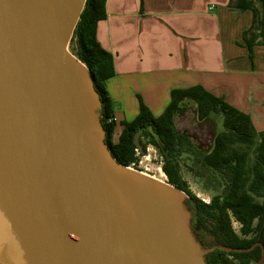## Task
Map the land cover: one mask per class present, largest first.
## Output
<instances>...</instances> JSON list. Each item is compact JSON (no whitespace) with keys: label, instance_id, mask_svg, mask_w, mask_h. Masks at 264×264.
<instances>
[{"label":"water","instance_id":"obj_1","mask_svg":"<svg viewBox=\"0 0 264 264\" xmlns=\"http://www.w3.org/2000/svg\"><path fill=\"white\" fill-rule=\"evenodd\" d=\"M87 0H0V264H208L184 191L119 164L69 51ZM264 263L262 257L257 264Z\"/></svg>","mask_w":264,"mask_h":264},{"label":"trees","instance_id":"obj_2","mask_svg":"<svg viewBox=\"0 0 264 264\" xmlns=\"http://www.w3.org/2000/svg\"><path fill=\"white\" fill-rule=\"evenodd\" d=\"M105 3L106 0L86 1L69 45L71 53L88 68L99 94L105 144L113 158L119 164L133 168L138 162L136 150L140 156H145L149 146L155 147L164 158L162 169L168 183L189 196V206L195 215L192 229L203 247L249 249L257 245L253 251L242 253L217 249L207 256V263L257 264L264 246V133H258L250 117L228 104L224 98L196 86L173 90L171 102L160 117H155L141 103L135 120L121 123L123 129L116 140L117 123L107 88V81L116 76L114 57L102 48L96 36L97 24L106 18ZM230 6L253 13V24L243 36L253 66L255 48L264 46V0H231ZM190 110L199 121L223 118V130L215 136L213 148L204 155L203 163L219 174L226 185L222 194L213 197L209 204L199 200L187 188L175 161L179 145L187 143L194 146L191 138L179 132L176 125V119L184 117ZM256 137L260 138V142L255 149L254 162L251 163L249 153L240 151L238 147L254 146ZM258 198L262 202L257 201ZM233 220L240 224L241 235L234 231ZM207 237L212 244L204 242Z\"/></svg>","mask_w":264,"mask_h":264},{"label":"crops","instance_id":"obj_3","mask_svg":"<svg viewBox=\"0 0 264 264\" xmlns=\"http://www.w3.org/2000/svg\"><path fill=\"white\" fill-rule=\"evenodd\" d=\"M231 0H106L99 44L114 57L107 81L115 139L143 103L160 117L177 89L201 86L247 114L264 133V46L253 66L243 40L254 20Z\"/></svg>","mask_w":264,"mask_h":264},{"label":"rangeland","instance_id":"obj_4","mask_svg":"<svg viewBox=\"0 0 264 264\" xmlns=\"http://www.w3.org/2000/svg\"><path fill=\"white\" fill-rule=\"evenodd\" d=\"M70 51V45H69ZM71 52V51H70ZM222 117L210 119L208 121H199L196 114L190 110L184 117L176 119L177 130L187 134L194 146L187 143L179 145L176 148L175 161L179 166V174L187 188L201 201L209 204L213 197L221 195L225 188V181L219 174L214 173L203 163V157L213 148L215 136L223 130ZM118 137H116V140ZM260 138L256 137L255 145L252 147L239 146L240 151L248 152L250 162L255 159V149ZM138 162L133 168L148 174L156 179L168 182V178L163 172L164 158L159 150L149 146L145 156H137ZM262 202V199H257ZM234 231L241 235V226L237 221L232 223ZM204 242L207 245L212 241L207 237ZM238 264V263H237ZM251 264H256L252 262Z\"/></svg>","mask_w":264,"mask_h":264},{"label":"built area","instance_id":"obj_5","mask_svg":"<svg viewBox=\"0 0 264 264\" xmlns=\"http://www.w3.org/2000/svg\"><path fill=\"white\" fill-rule=\"evenodd\" d=\"M110 122H112V119H110ZM136 154H137V156L140 155L138 150H136Z\"/></svg>","mask_w":264,"mask_h":264},{"label":"flooded vegetation","instance_id":"obj_6","mask_svg":"<svg viewBox=\"0 0 264 264\" xmlns=\"http://www.w3.org/2000/svg\"><path fill=\"white\" fill-rule=\"evenodd\" d=\"M194 225V224H193ZM195 226V225H194Z\"/></svg>","mask_w":264,"mask_h":264},{"label":"bare ground","instance_id":"obj_7","mask_svg":"<svg viewBox=\"0 0 264 264\" xmlns=\"http://www.w3.org/2000/svg\"><path fill=\"white\" fill-rule=\"evenodd\" d=\"M148 175V174H147Z\"/></svg>","mask_w":264,"mask_h":264}]
</instances>
